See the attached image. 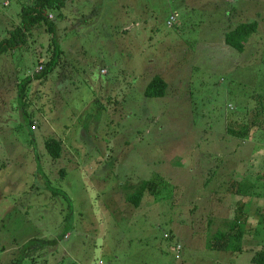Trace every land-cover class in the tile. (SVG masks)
Instances as JSON below:
<instances>
[{"label":"rangeland","instance_id":"obj_1","mask_svg":"<svg viewBox=\"0 0 264 264\" xmlns=\"http://www.w3.org/2000/svg\"><path fill=\"white\" fill-rule=\"evenodd\" d=\"M32 1L0 0V43ZM46 15L55 44L42 25L0 53V264H251L208 242L235 181L260 178L264 197V0H68ZM252 21L244 51L225 45ZM54 46L55 70L20 99ZM153 76L162 98L144 95ZM149 180L157 192L129 203Z\"/></svg>","mask_w":264,"mask_h":264},{"label":"trees","instance_id":"obj_2","mask_svg":"<svg viewBox=\"0 0 264 264\" xmlns=\"http://www.w3.org/2000/svg\"><path fill=\"white\" fill-rule=\"evenodd\" d=\"M66 1L68 0H33L31 5L23 7L21 12L20 26L16 27L12 32H10L9 37L0 43V53H2V51H6L7 49H13L19 44H22L25 40L26 34H28L31 30L36 27H42V25L47 26L48 33H51V35L53 36V44H55L54 35L56 27L54 24H51L50 22L46 21V12L52 8H63L65 6ZM256 30L257 23L255 21L240 23L234 28L229 29L227 32L224 33V43L228 47L242 52L245 50L248 39L252 34L256 32ZM59 55L60 52H57L56 47L54 46L52 58L45 64L41 71L36 73L33 78L26 77L23 81L19 83L18 90L20 93V99H22L24 95L23 93L32 79L45 80L48 75L55 70ZM166 89L167 84L164 79L160 76H153L150 81H148V83L146 84L144 95L147 98H162L165 95ZM257 114H259V112H257ZM254 121L257 122V120L255 119ZM29 126L33 127L31 122H29ZM227 131L232 136H235L238 139H243L247 136L249 128L245 125H238L236 126V128L229 129ZM45 148L51 157H59L60 142L55 141L54 139H49L45 142ZM258 181H260V178L251 180V178L249 177H245L238 181H235V194L241 196L243 200L259 199L262 194L255 192ZM157 188L158 184L154 181H141L137 187L133 188L135 189V191L126 196L127 201L133 204L135 207H138L144 192L148 190L150 193L155 194V192H157ZM243 200H240L238 202L239 207L243 206ZM239 227H241L239 225V220L238 218L234 217L230 221V224L227 223L225 228H223L224 231H218L215 234V238H213L214 242H209V247H212L216 250L224 251L227 250L228 246H230L232 250L240 252V236L238 234ZM239 232L241 233V231ZM48 243L52 247L56 245V241L54 240L49 241ZM38 244H43V242L40 243V241L38 240H32L30 243L25 244V246L23 247L24 251L27 252L28 250H30L31 246H35L34 248L37 249ZM18 262L19 260L17 261V263ZM251 264H264V248L262 251H259L254 254L251 259Z\"/></svg>","mask_w":264,"mask_h":264},{"label":"crops","instance_id":"obj_3","mask_svg":"<svg viewBox=\"0 0 264 264\" xmlns=\"http://www.w3.org/2000/svg\"><path fill=\"white\" fill-rule=\"evenodd\" d=\"M241 178H245V177H241ZM233 198H236V199L233 200L234 201L233 206L228 209L227 219H223V220L220 219L221 221L216 219L217 220L215 222L216 224L213 227V231H210V234L217 233L221 227L225 228L227 223L230 224V221L234 217H236L238 218L239 225L241 226L239 227V231H241V233L238 231V234L240 236V239H239L240 246H241V242H243L244 240V246L240 247L241 251L242 252L249 251L252 253L253 252L257 253L259 251H262L264 248V243L263 244H261V242L257 243L255 241V236L257 235L260 238L263 236L262 232L261 231L258 232V230L262 229L261 226H264V197L261 195L259 199H251V200L244 199L243 200L241 196L235 194ZM240 200L244 201V204L242 207H239L238 205V202ZM216 228H218V230ZM230 248L231 247L228 246L227 250H224V251H228L230 250ZM231 252L238 253L239 251L232 250Z\"/></svg>","mask_w":264,"mask_h":264},{"label":"built area","instance_id":"obj_4","mask_svg":"<svg viewBox=\"0 0 264 264\" xmlns=\"http://www.w3.org/2000/svg\"><path fill=\"white\" fill-rule=\"evenodd\" d=\"M175 18H176V13H173L172 15H170L169 20L167 21V25L171 26L173 24L172 22L175 20ZM165 237H167V235H165ZM179 249H180V247L177 246L176 250H179ZM99 264H102V262L100 261Z\"/></svg>","mask_w":264,"mask_h":264}]
</instances>
